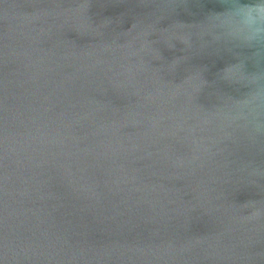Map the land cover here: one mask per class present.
<instances>
[{
    "label": "water",
    "instance_id": "95a60500",
    "mask_svg": "<svg viewBox=\"0 0 264 264\" xmlns=\"http://www.w3.org/2000/svg\"><path fill=\"white\" fill-rule=\"evenodd\" d=\"M0 264H264V0H0Z\"/></svg>",
    "mask_w": 264,
    "mask_h": 264
}]
</instances>
